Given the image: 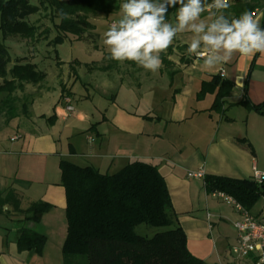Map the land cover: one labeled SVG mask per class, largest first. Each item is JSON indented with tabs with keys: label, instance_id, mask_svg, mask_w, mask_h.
<instances>
[{
	"label": "crops",
	"instance_id": "1",
	"mask_svg": "<svg viewBox=\"0 0 264 264\" xmlns=\"http://www.w3.org/2000/svg\"><path fill=\"white\" fill-rule=\"evenodd\" d=\"M253 1L257 5L255 12H264V0ZM234 2L230 0L231 6ZM229 9L225 14L234 16ZM203 15L207 16V13ZM260 23L264 26V17ZM188 35L179 34L172 45L187 47ZM173 52L168 58L171 67L162 66L160 69L176 66L197 69L199 75L188 76L191 86L177 95L180 100L184 95L193 96L195 100H192L197 104L185 108L184 104H179L180 100H176L169 115H148L140 120L141 129H132L131 142L126 143L122 134L112 139L89 137L93 144L87 155L88 161L85 165L75 163L74 159H80L75 150L69 152L58 147L67 128L64 123L68 114L61 103L62 95L59 100L62 109H56L53 116L58 123L64 122L58 135L55 132L58 124L42 129L43 123L52 117L42 115L41 118L26 117L22 125H17L23 128L22 133L17 130L7 140H0V197L4 199L12 193L18 200V211H14L10 204L1 207L0 264H41L34 251L17 249L16 238L21 228L48 238L55 230L59 232L62 226L66 227V201L59 170L62 160L80 167L91 166L103 174H114L136 160L154 164L164 178L176 223L185 233L186 246L192 256L204 264H260L254 255L236 258L229 253L235 244L234 223L239 220V213L221 199L208 195L203 180L189 178L188 174L202 170L205 176L242 180L252 178L253 169L264 173V164L260 163L264 159V116L240 105L244 99L253 105L264 102V52H257L254 56L237 54L229 63L213 69H205L202 59H195L186 50L173 48ZM175 55L177 65L172 61ZM182 56L184 61H180ZM218 74L233 85L225 98L224 114L209 111L213 95L196 99L201 83ZM231 110L235 114L226 115ZM54 119L47 122L51 124ZM237 120L246 122L244 129L234 126ZM117 130L122 131V128L117 127ZM15 136L17 139L11 141ZM40 202L48 204L50 209L39 222L28 220L29 215L25 212ZM256 205L249 213L262 220L264 206L257 210ZM55 212L57 220L50 222Z\"/></svg>",
	"mask_w": 264,
	"mask_h": 264
},
{
	"label": "trees",
	"instance_id": "2",
	"mask_svg": "<svg viewBox=\"0 0 264 264\" xmlns=\"http://www.w3.org/2000/svg\"><path fill=\"white\" fill-rule=\"evenodd\" d=\"M122 2L36 0L33 5L30 0H0V108L8 107V121L17 117L11 104L15 102L14 94L23 92L27 84L43 82L46 73L25 58L10 59L6 40L10 37L30 42L36 40L42 32L38 33L39 26L35 23L46 14L57 33L52 44H60L68 36L79 40L93 29L86 15L102 13L107 16L118 11ZM256 8L255 1L235 0L229 10L238 17L244 11H255ZM61 11L66 15L62 16ZM174 13L175 9L169 8L167 19L171 20ZM34 15L38 17L30 22ZM173 48L178 51L187 49L186 46L171 45L160 54L163 67H171L172 62L168 58L174 53ZM106 58L99 69L104 72L117 70L119 62ZM180 58L184 61L183 56ZM125 63L134 64L131 61ZM232 88V83L220 74L214 75L201 83L196 99L213 95L209 111L224 114L225 98ZM63 92H66L65 88H62ZM240 105L264 116V102L253 105L244 99ZM53 119L52 116L47 121ZM59 170L60 186L64 189L66 201V237L62 246L64 264L77 257H83L85 264H204L189 253L185 233L176 223L164 178L154 164L136 160L114 174H103L91 166L80 167L62 160ZM203 186L208 195L221 192L248 212L264 197V183L257 184L252 178L239 180L209 175L204 176ZM13 195L11 193L4 199L0 197V212L4 204H10L14 211H18V200ZM49 209L48 204L40 202L25 213L29 215L28 220L39 222ZM141 225L158 231L151 238L138 235L136 228ZM45 241V236L21 228L16 247L19 251H34L40 255Z\"/></svg>",
	"mask_w": 264,
	"mask_h": 264
},
{
	"label": "rangeland",
	"instance_id": "3",
	"mask_svg": "<svg viewBox=\"0 0 264 264\" xmlns=\"http://www.w3.org/2000/svg\"><path fill=\"white\" fill-rule=\"evenodd\" d=\"M30 1L31 4H36V0ZM86 16L93 29L87 31L79 40L68 36L62 43L52 44L51 41L57 33L48 14L38 18L35 23L39 26L38 33L42 32L36 40L30 42L20 37H10L6 40L10 59L14 61L15 58H25L39 70L44 71L46 78L37 85L27 84L23 92L14 94L15 102L11 104L16 109L14 112L16 118L8 121V107L0 108V140H7L17 133V130L22 133L23 128H18L17 125H22L26 117L54 116L56 109H62L59 104L60 95L69 92L75 113L74 116L67 115L65 123L63 122L67 128L59 140L58 147L69 152L75 150L80 159H74V162L85 165L93 144L88 140L89 137L94 140L102 136L112 139L122 134L121 138H124L126 143L131 142L129 140H132L130 135L132 129L138 131L137 129L142 127L140 120L148 115H169L174 102L180 100V96L177 95L191 86L188 76L196 75L198 71L191 69L190 66H176L172 69L150 72L137 64L130 66L119 62L117 70L109 72L100 70L103 65L101 62L108 56L102 42L103 33L109 24L119 18V10L107 16L102 13ZM37 17V15L30 17V22ZM172 61L178 64L177 55L172 57ZM171 70L176 72L173 75L169 74ZM62 88H65L66 92L61 93ZM192 99L193 96L184 95L179 104H184L185 108L197 104L195 99ZM234 114L235 111L232 110L226 113L228 116ZM45 123L42 129L58 124L55 131L57 135L63 125L62 122L58 123L57 119L51 124L47 121ZM245 123L244 120H237L234 126L237 129H244ZM117 127H121L122 131H118ZM260 163L264 164V159H261ZM263 206L261 199L255 209H261ZM56 214L55 212L50 222L57 220ZM157 231L145 225L136 228L138 235L147 238H151ZM65 237V226H62L59 232L55 230L48 238L45 236L42 253L37 255L41 264H64L62 246ZM229 253L232 254L231 248ZM84 261L83 257H77L67 264H85Z\"/></svg>",
	"mask_w": 264,
	"mask_h": 264
},
{
	"label": "clouds",
	"instance_id": "4",
	"mask_svg": "<svg viewBox=\"0 0 264 264\" xmlns=\"http://www.w3.org/2000/svg\"><path fill=\"white\" fill-rule=\"evenodd\" d=\"M230 7V0H123L102 42L109 59L131 61L150 72L162 67L160 54L184 33L189 34L186 53L202 59L205 69L229 63L237 54L264 52V12L229 16ZM169 8L175 9L172 20Z\"/></svg>",
	"mask_w": 264,
	"mask_h": 264
},
{
	"label": "built area",
	"instance_id": "5",
	"mask_svg": "<svg viewBox=\"0 0 264 264\" xmlns=\"http://www.w3.org/2000/svg\"><path fill=\"white\" fill-rule=\"evenodd\" d=\"M253 1V0H246ZM199 60V57L194 56ZM222 75V74H221ZM61 103L64 105V110L68 115L74 114V109L71 106L70 96L64 93L61 96ZM17 137L11 138V141L16 140ZM202 170L188 174L189 178L201 179L204 178ZM252 180L257 184L264 183V173L258 172L253 169ZM213 197L221 199L223 202L231 206L236 212L239 213V220L234 223L236 231L235 244L231 247L232 256L236 258H247L256 256L258 263H264V219L258 220L248 211H245L240 204L235 202L231 197L226 196L221 192L212 194ZM264 201V200H263Z\"/></svg>",
	"mask_w": 264,
	"mask_h": 264
}]
</instances>
